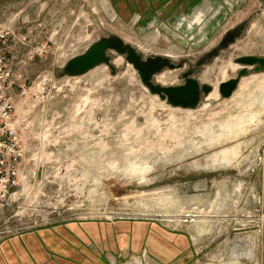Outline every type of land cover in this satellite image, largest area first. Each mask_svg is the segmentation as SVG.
I'll return each mask as SVG.
<instances>
[{
  "label": "rangeland",
  "instance_id": "obj_1",
  "mask_svg": "<svg viewBox=\"0 0 264 264\" xmlns=\"http://www.w3.org/2000/svg\"><path fill=\"white\" fill-rule=\"evenodd\" d=\"M100 4L0 0V27L17 38H51L52 52L27 69L29 81L45 75L54 86L46 111L38 103L31 116L37 111V123L50 126L47 132L70 134L52 153L42 154L37 177L20 185L17 200L0 210V241L9 236L5 228L81 220L121 228L154 222L187 233L196 251L189 264H258L256 234L264 225V69L242 76L227 98L220 97L218 85L236 75L237 56H264V0H201L168 20L161 14L111 19ZM240 24L239 35L214 54ZM109 32L143 56L182 61L180 68L155 74L154 82L181 84V73L195 68L193 76L212 91L202 95L196 109L170 106L150 94L116 52H111L114 73L102 64L79 76L57 75L68 59ZM208 52L211 56L196 65ZM145 253L142 249L118 264H137Z\"/></svg>",
  "mask_w": 264,
  "mask_h": 264
},
{
  "label": "crops",
  "instance_id": "obj_2",
  "mask_svg": "<svg viewBox=\"0 0 264 264\" xmlns=\"http://www.w3.org/2000/svg\"><path fill=\"white\" fill-rule=\"evenodd\" d=\"M101 0L102 8L113 19L130 20L132 16L165 20L198 7L201 0ZM206 2V1H204ZM200 9L193 15L196 22ZM11 58L17 46L10 45ZM210 218V217H209ZM211 219V218H210ZM104 223L69 221L39 226L15 233L0 241V264H118L130 254L145 249V258L137 264H189L196 251L187 233H173L148 222ZM199 236V234H198ZM258 264H264V225L257 234ZM193 238H195L193 236Z\"/></svg>",
  "mask_w": 264,
  "mask_h": 264
},
{
  "label": "built area",
  "instance_id": "obj_3",
  "mask_svg": "<svg viewBox=\"0 0 264 264\" xmlns=\"http://www.w3.org/2000/svg\"><path fill=\"white\" fill-rule=\"evenodd\" d=\"M52 44L51 38H17L11 29L0 27V210L17 200L20 185L37 177L42 154L52 153L56 143L70 135L47 132L50 126L37 123V111L31 116L38 103L46 111L54 86L48 85L45 75L37 82L29 81L27 69L47 57ZM10 45L17 46L15 59L8 54ZM15 230L2 232L9 235Z\"/></svg>",
  "mask_w": 264,
  "mask_h": 264
},
{
  "label": "water",
  "instance_id": "obj_4",
  "mask_svg": "<svg viewBox=\"0 0 264 264\" xmlns=\"http://www.w3.org/2000/svg\"><path fill=\"white\" fill-rule=\"evenodd\" d=\"M241 24L227 32V39L213 49L215 54L217 50L224 47L227 41H232L241 31ZM116 52L122 55L127 63L131 64L136 70L142 85L147 88L152 95H157L159 99L173 107L187 109H196L202 95L208 94L212 87L206 83H200L193 76L195 68H189L181 73L183 83L177 85H161L154 82L153 76L161 72L164 68H180L182 61L173 62L169 57L159 54H150L143 56L133 45L125 42L120 36L114 33H108L101 36L96 41L90 43L86 49L68 59L63 67L59 69L57 75L78 76L84 74L98 64H105L112 73L115 72V66L110 62L111 53ZM211 53L208 52L200 57L196 65L208 59ZM234 62L241 67L236 75L227 80L221 81L218 85V92L221 98H227L231 95L242 76L251 72H258L264 69V56L245 54L237 56ZM250 68V69H249Z\"/></svg>",
  "mask_w": 264,
  "mask_h": 264
},
{
  "label": "bare ground",
  "instance_id": "obj_5",
  "mask_svg": "<svg viewBox=\"0 0 264 264\" xmlns=\"http://www.w3.org/2000/svg\"><path fill=\"white\" fill-rule=\"evenodd\" d=\"M118 36H119V35H118ZM123 39H124V38H123ZM125 42H127V41L125 40ZM128 43H129V42H128ZM134 47H135V46H134ZM135 48H136V47H135ZM139 51H140V50H139ZM112 52H114V51H112ZM140 52H141V51H140ZM109 53H111V52H109ZM159 55H160V54H159ZM169 55H170V54H169ZM162 56H164V55H162ZM111 57H112V56H111ZM166 57H168V56H166ZM169 58H170V57H169ZM110 62L113 64V62H112V58L110 59ZM99 65H102V64H98V65H96L95 67H97V66H99ZM95 67H93V68H95ZM93 68H92V69H93ZM90 70H91V69H90ZM88 71H89V70H88ZM85 73H86V72H85ZM81 75H82V74H81ZM67 76H70V75H67ZM78 76H79V75H78ZM165 76H166V75H165ZM153 77H154V76H153ZM162 77H163V76H162ZM163 78L165 79L166 77H163ZM195 78H196V77H195ZM197 79H198V78H197ZM165 80H167V79H165ZM165 80H164V81H165ZM198 80H199V79H198ZM199 82H200V80H199ZM206 84H207V83H206ZM161 85H162V84H161ZM145 88H146V87H145ZM211 91H212V89H211ZM211 91H210V92H211ZM210 92H209V93H210ZM206 95H207V94H206ZM198 106H199V104H198ZM198 106H197V107H198ZM242 118H243V117H242ZM238 121H239V120H238ZM242 122H243V121H242ZM220 125H221V126H226V122H223V121H222V122H220ZM240 129H241V128H240ZM235 149H236V148H235ZM229 150H231V149H229ZM229 150H227V151L225 150L224 153H226V154L228 155ZM233 151H235V150H233ZM233 151H232V152H233ZM233 154H234V153H233ZM235 154H236V153H235ZM131 171L133 172V171H135V169H132ZM144 195H145V194H140V196H144ZM125 198H127V197H125ZM197 226H198L199 228H201L200 224L197 225Z\"/></svg>",
  "mask_w": 264,
  "mask_h": 264
}]
</instances>
